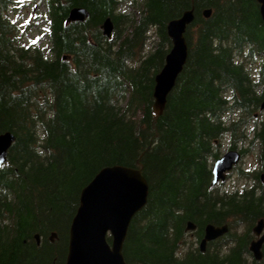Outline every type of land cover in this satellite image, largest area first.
Returning a JSON list of instances; mask_svg holds the SVG:
<instances>
[{"label": "trees", "instance_id": "16d2710c", "mask_svg": "<svg viewBox=\"0 0 264 264\" xmlns=\"http://www.w3.org/2000/svg\"><path fill=\"white\" fill-rule=\"evenodd\" d=\"M39 1L46 47L23 42L10 16L15 0H0V135L15 138L0 168V264H65L82 190L115 166L139 170L148 185L127 231L125 264H264V250L260 262L248 251L250 230L264 219L256 2ZM73 9L88 18L68 24ZM191 10L186 64L156 117L154 80L172 48L167 26ZM107 19L111 39L101 30ZM243 143L242 157L258 149L259 171L234 173L252 187L211 188L212 165ZM188 223L201 235L207 225L230 233L223 245L178 256ZM238 225L245 235H235Z\"/></svg>", "mask_w": 264, "mask_h": 264}, {"label": "water", "instance_id": "95a60500", "mask_svg": "<svg viewBox=\"0 0 264 264\" xmlns=\"http://www.w3.org/2000/svg\"><path fill=\"white\" fill-rule=\"evenodd\" d=\"M259 7L260 18L264 24V0H254ZM210 11L204 12L208 18ZM88 13L83 9L69 12L67 23H83ZM193 10L172 21L167 26V36L172 48L165 59L164 67L155 77L153 91V112L161 117L168 96L172 92L178 76L186 64L188 49L184 38L186 29L193 23ZM102 34L107 39L112 37L113 25L110 19L101 26ZM264 111V103L260 112ZM15 138L9 134L0 135V168L5 164L7 153ZM241 160L236 151H229L215 162L211 170L210 187L224 185L227 175L232 172ZM148 198V185L139 170L115 166L101 170L82 190L79 206L69 228L68 253L65 264H125L122 255L128 228L133 218L145 207ZM264 223L259 222L254 234L259 237ZM195 226L188 223L186 232H193ZM228 233L226 226L216 228L207 226L200 251H204L207 243L223 237ZM111 239L110 244L107 238ZM36 244L40 241L35 237ZM264 236L251 243L249 252L253 260L262 259L261 247Z\"/></svg>", "mask_w": 264, "mask_h": 264}, {"label": "rangeland", "instance_id": "374dc122", "mask_svg": "<svg viewBox=\"0 0 264 264\" xmlns=\"http://www.w3.org/2000/svg\"><path fill=\"white\" fill-rule=\"evenodd\" d=\"M44 13L45 10L42 7L39 0H15V5L12 7L10 13L11 19L16 22V26L20 29L23 36V42H38L40 46L47 45L45 38V22H44ZM262 112H258L261 114ZM249 149L247 143L241 144L237 148L238 151ZM226 152V151H225ZM224 152V153H225ZM223 153V154H224ZM257 157L258 149L254 148L251 151H248L243 157L241 163L238 167L243 171L247 172L250 177L254 174H257L259 169L257 168ZM263 174V173H262ZM243 186L249 188L252 187L251 180L242 181L238 178L237 174H233L228 180V184L224 186V189L227 188L228 192H233L236 189L239 190ZM185 249L182 248L179 250V255L185 254Z\"/></svg>", "mask_w": 264, "mask_h": 264}, {"label": "flooded vegetation", "instance_id": "af4514ba", "mask_svg": "<svg viewBox=\"0 0 264 264\" xmlns=\"http://www.w3.org/2000/svg\"><path fill=\"white\" fill-rule=\"evenodd\" d=\"M261 181L264 183V175L263 176H261ZM228 184V183H227ZM217 186H220V187H224V186H222V185H217ZM216 186V187H217ZM263 222L264 223V219H261V220H259L255 225H254V227H252V229L250 230L251 231V240L249 241V247H250V245H251V243H253V242H256V241H258L262 236H264V227H263V230L261 231V234H260V236L259 237H256L255 236V234H254V229H255V227H256V225L259 223V222ZM240 225V224H239ZM238 225V229H237V231L235 232V235H239V234H241V235H245V232H247L246 230H244L243 228L242 229H240L241 227ZM207 226H210V225H207ZM206 226V227H207ZM227 228H228V226L227 225H225ZM205 227V228H206ZM213 227H215V226H213ZM222 227H224V226H222ZM216 228H221V227H216ZM197 227H196V225H195V230L193 231V232H190V233H188V232H186L185 231V233H184V240L181 242V243H179V248H178V251L180 250V249H182V248H184L185 249V251L186 252H188L189 250H194V251H199V252H201L200 251V244H201V242H202V240L204 239V233H205V229H204V233H203V235H201V234H198V232H197ZM228 232H229V229H228ZM230 233V232H229ZM227 235H229V234H226V236L225 237H227ZM221 237V238H218V239H216V240H214V241H212V242H209V243H207L206 244V246H205V248H204V251H202L201 253H204L205 251H206V249L208 248V246H220V245H223L224 244V238L225 237ZM229 238H233V236L231 235ZM107 242L110 244V242H111V239L108 237L107 238ZM263 250H264V243L262 244V247H261V254H262V257H263ZM248 251H249V249H248ZM185 252V253H186ZM249 254L251 255V257H252V254L249 252ZM178 256H182V255H179V252H178ZM252 260H253V257H252ZM262 260V259H261ZM254 261V260H253ZM125 262V261H124ZM255 262V261H254ZM260 262V261H259Z\"/></svg>", "mask_w": 264, "mask_h": 264}]
</instances>
